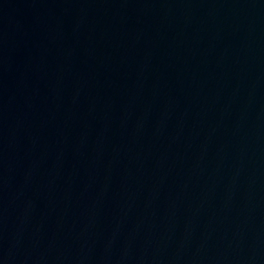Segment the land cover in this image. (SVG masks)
<instances>
[{
    "label": "water",
    "instance_id": "1",
    "mask_svg": "<svg viewBox=\"0 0 264 264\" xmlns=\"http://www.w3.org/2000/svg\"><path fill=\"white\" fill-rule=\"evenodd\" d=\"M0 264H264V0H0Z\"/></svg>",
    "mask_w": 264,
    "mask_h": 264
}]
</instances>
